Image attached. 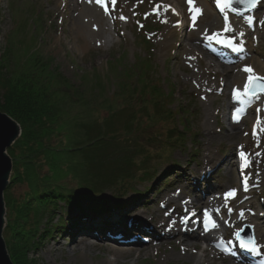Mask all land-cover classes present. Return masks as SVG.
<instances>
[{
	"label": "rangeland",
	"instance_id": "1",
	"mask_svg": "<svg viewBox=\"0 0 264 264\" xmlns=\"http://www.w3.org/2000/svg\"><path fill=\"white\" fill-rule=\"evenodd\" d=\"M107 1L106 7L101 5L103 21L95 22L90 27L81 19L75 23L71 22L70 19L75 17L74 8L70 7L71 2L0 0V79L6 83L7 92L14 90L18 94L23 93L20 99L30 101L35 117L50 120L51 131L44 145L54 149L51 157L46 158L42 155L36 158L37 168L29 171H24L23 167L19 169L22 180L20 181L18 177L17 180L10 181L6 187L5 224L2 237L13 264H15L14 260H18L19 264H23V261L26 264H75L74 259L80 252L73 251L72 243L82 242V238L78 237L79 235L76 236L74 229L79 223H83V228H80L83 231L89 230L102 236L106 235L107 229L111 227L130 239L131 235L126 230V226H124L125 229L118 226V222L123 221V218L117 219L112 225L104 221H94L103 219L107 216L106 214L116 211L119 205L127 201L147 197L149 201L146 204H150L148 211L139 208L133 212L132 217L141 218L146 224L153 225L150 214L153 216L155 214L152 212L162 210L165 215L169 214L167 210H164L168 196L184 193L187 195L186 200L191 202L194 199V196L190 194L195 186L192 180L197 179L196 176L204 171L207 172V177H210L211 185L220 186L218 191L220 195L235 194V192L238 194L231 197L233 204L252 202L254 205L246 207L245 214L248 216L259 214L264 228V129L261 132L260 129H255V125L261 127L259 121L254 122V118L249 117L240 126L238 139L232 142L212 143L209 149L208 139L202 126L203 114L206 108L209 109L212 116L211 127L216 130L222 126L228 133V124L223 123L219 117L217 122L214 118L216 108L220 107L225 111L226 104L220 97H216L211 98L215 100L212 104L207 101L204 105L196 87L189 79L192 75V67L184 64L185 54L182 53L181 59H177L185 42L186 32L180 26L183 22L187 23L186 31L190 32L195 28L193 21L199 18L201 24H205L208 14L206 21L217 23V29H220L224 17H229L232 22H236L238 19L242 20V16L233 15L228 11L224 17L218 18L214 14L211 0H169L173 3L171 7L176 11L169 29V27L166 28L163 12L160 9L162 0ZM164 9L167 7L164 6ZM254 10L260 16L256 24L259 29L249 32L248 44H245V47H250L252 52L247 56L248 61L243 67L258 66L259 68L264 66V62L260 59L264 57L262 43L264 0H261ZM243 27L246 28L244 23ZM237 29L243 31L241 27ZM163 34L168 37V46L161 50ZM9 46L12 47L10 50H8ZM31 52L40 53L41 61L34 67L30 66L31 68H25L26 63L22 67L21 59L23 57L27 59ZM253 57H256L258 62H251ZM143 58L149 59L158 87L164 92L171 89L174 91V96L168 100L169 103H166L168 108L174 112L181 109L182 120L175 123L178 129L174 130V138L171 142L165 139L166 131L168 128L175 127L159 119L152 122L148 120L141 111L149 110L148 112L151 113V105L139 102L141 98L130 99L128 90L123 86L126 82L135 85L134 80H127L124 75H127L128 69L132 68L135 62ZM47 59L49 63L45 64ZM193 63L196 70L199 63L204 65L203 60L199 63L194 60ZM185 66H187L186 69ZM139 67L144 68L142 65ZM115 69L119 70V77ZM256 74L262 81L256 82L253 88L250 86L251 82L245 91L246 95L248 91L255 92L264 87V71L259 69V73ZM214 81L213 79L212 82ZM217 87H220V82ZM235 87H237L236 83L232 82L230 89L233 90ZM228 89L227 93L230 91ZM259 96L264 98V94ZM10 98L13 97L10 96ZM258 104L256 112L263 113L264 102ZM127 105L129 106L126 107ZM145 105L146 107L140 111L141 106ZM123 108L127 111L135 110L139 120L133 128L136 132L133 135L123 131L121 121L116 126L117 142L119 145H130L131 139L137 140L145 150V168L154 171L153 174H149L144 182L127 181L126 185L130 187L123 194L125 197L118 199L119 201L114 199V194H117L114 190L117 188L116 185L105 188L104 201L111 205L105 209L95 208L93 205L95 203L90 206L84 204L67 216L66 205L62 204L64 201L58 200L62 205L60 207L58 205L54 212L42 207L41 200L37 199L38 195H33L36 189L40 193L56 190L60 193L73 194L75 190L81 188L80 186L85 185L86 188L89 185L81 176L83 156L57 151L72 148L76 143L81 142L84 139V124L94 122L92 120L102 123L111 113ZM160 112L163 111L160 109ZM32 117V114H27L23 118L28 120L25 122L28 129H30L28 125H31L29 121ZM185 119L187 126L183 122ZM18 126L21 137L22 128L19 124ZM178 133L182 134L181 138ZM239 145L241 149H237V153H234L237 169H246V173L251 176L249 186L244 192L240 188L238 171L229 163L222 161ZM165 148L166 151H164ZM111 150L108 149V151ZM207 150H211L210 158H205ZM245 159H248V166L243 168L241 162ZM230 170L233 174L231 178H228ZM198 183L200 187L206 186L205 181L199 180ZM56 195L59 194L56 193ZM56 202L55 205H57ZM224 208L229 210L232 217L233 205L225 204ZM82 210H84L83 214H81ZM168 210H170L169 207ZM202 217L204 216L198 217L201 224H203ZM179 219L186 221L187 215L183 214ZM194 219L196 218L193 217V221ZM61 224L65 226L62 231L58 228ZM243 226H249L253 232L251 223H239L229 228L227 234H230V237L224 242L237 244L235 234ZM148 239L145 237L142 242L145 245L137 247L130 255H119L120 263L191 264L190 261H185L178 245H174L173 236L162 239L161 243L156 242L154 246L149 245ZM130 241L133 242L131 239ZM224 242L218 241L216 252L219 253V259L217 261L205 260L201 264H231V259L221 251L220 243ZM56 243L59 248L55 250ZM94 243L101 242L94 241ZM197 243L200 247L204 246L201 240H197ZM109 247L114 248L115 245L110 243ZM145 248H150L147 250V255L145 252H139ZM256 248L259 249L258 253L254 255L253 251L246 252L247 258L252 255L250 256L252 258L264 259V245L257 244L254 249ZM17 249L20 251L18 254L15 252ZM128 250L122 249L123 252ZM165 254H172V256L166 260L163 258ZM101 256L110 257L102 248L93 245L86 250V260L91 264H95Z\"/></svg>",
	"mask_w": 264,
	"mask_h": 264
},
{
	"label": "bare ground",
	"instance_id": "2",
	"mask_svg": "<svg viewBox=\"0 0 264 264\" xmlns=\"http://www.w3.org/2000/svg\"><path fill=\"white\" fill-rule=\"evenodd\" d=\"M62 1L71 2L70 7H73L75 10V17L70 19L71 22L75 23L81 19L91 27L95 22L101 23L103 21V11L98 0ZM171 4L173 3L169 0H162L160 3V9L163 12L162 14L165 20L164 23L166 24V28L169 27V29L171 26V21L176 15V11L173 7H171ZM164 6L167 7V9H164ZM256 17L259 19V14ZM207 19L208 14L206 15L205 24H201L199 18L193 21L195 28L192 26L194 28L193 31H186L185 42L182 44L183 46L177 56V59H181L182 53L183 55L185 54L184 57L182 56L184 64L192 67V75L189 77V79H191V82L196 87L200 99L204 105L207 101L212 104L215 100L211 98L216 97H220L223 103L226 104L225 111L224 109L221 110L220 107L216 108L214 118H216V122L217 118L219 117L223 123L228 124V133L225 132L222 126L216 130L211 127L212 116L209 109L206 108L203 114L202 126L204 134L208 139L207 145L209 146V149H211L210 146L212 143H222L224 141L232 142L236 138L238 139V132L241 131L240 126L249 117L254 118V122L259 121L261 127L258 126V130L260 129V132L263 131L264 112H256V109L259 107L258 103L262 101L264 102V98L260 96H256L254 98L251 96H246L243 91L250 82L251 78L257 76L256 73H259V69L264 71V66H259V68H257L258 66H253L254 69L252 70V73H246L250 68L249 66L243 67L245 62L248 61L244 59L246 54L244 55V58H240L238 53L232 54L221 46L216 45L211 40L207 39V34H212V32L218 27L217 23H214L213 21H206ZM187 22H189V19H187ZM186 24L187 23H184L183 25L185 29H187ZM241 25L243 24L241 23ZM234 27L235 25L230 22L229 24H226L223 29L228 30L230 33L235 35L237 34L238 36V30H236ZM239 35L240 37L247 39L249 34L246 33V35H243L240 32ZM167 41L168 37H166V34H163L161 37V50L167 48ZM212 50L213 52H216L219 57L211 55L208 52L210 51L212 53ZM244 52L248 55L249 49L245 50ZM260 59L262 62H264V57H261ZM194 60L197 63L203 60L204 65H200L199 63L196 70L194 69ZM251 62L255 63L258 62V60L256 57H253L251 58ZM187 66H185V69ZM213 79L215 80L214 83L212 82ZM219 82L220 87H217ZM232 82L236 83L237 85V87H235V92L230 89ZM228 88L230 91L227 93ZM242 111H245L244 114H242ZM234 114L240 115L238 120L234 118ZM237 149H241L240 145L238 148L234 149V152L231 151L227 158L222 159V161L229 163V165L234 168L237 166L236 155H234V153H237ZM211 155V150H207L205 158H210ZM242 162L246 161L243 160ZM206 173L207 172L205 171L203 173L200 172L196 176L197 179L192 180L195 186L194 189L190 191V194L194 196V199L191 202L186 200L187 195L184 193H181L178 196H168L164 210H167L169 214L165 215V212L162 210H159V212H152L155 214V216L150 214L153 225L146 224L145 222H141L136 219H133L132 221L130 220L133 212L139 208H144L148 211L150 204H146V202L149 201L147 197L145 199L127 201L124 204L119 205L116 208V211L114 210L113 212L106 214L107 216L103 217V219L101 218L94 221H105L106 223L112 225V223H114V221L117 219H126V224H128L127 230L130 232V239L133 242H131L130 239L125 238L118 230L114 228L112 229L109 227L107 229L106 235L99 236L97 233L95 234L89 230L83 231L80 229L83 228V223H79V225L75 226L74 228L75 233H77L76 236L84 235V239L81 240L82 242L80 244L72 243L73 251L80 252L78 257L74 259L75 264H91V262L86 260V250L92 245L97 248L99 247L100 249L102 248L105 253L110 255L109 258L101 256V259L97 260L95 264H123L119 261V255L121 256L126 254L125 256H128L134 252V249L137 247L145 245L142 243L145 237L150 239L149 245L154 246L156 242H160L162 239L169 236H173V238H175L173 240L175 243L174 245H178L179 250L184 255L183 257L186 262L187 260L190 261L191 264H201L205 260L209 262H215L219 259V253L216 252L217 238L221 240L227 238V231L230 226L234 227L237 224L244 222L252 224L257 241L264 245V228L262 227L261 223L262 218L259 214H255L253 216H248L245 214L246 207L253 206L254 204L252 202L247 204H242V202L233 204V202H231L233 199L230 196L225 194L220 195L218 192L220 190V186L215 187L214 185L210 184V177H207ZM232 174L233 172L230 170L228 172V178H231ZM257 177L259 178V175H257ZM243 179L248 182L250 181V176L244 172ZM199 180L205 181L206 186L200 187L198 183ZM216 194L219 195L216 196ZM236 196H238V194ZM225 204L233 205V212L231 213L232 217H230V212H228L229 210L224 208ZM168 207L170 210H168ZM183 214L188 216L187 221L179 219V217H181ZM202 215L204 216V223H210V221L213 222V229L208 230L209 232L204 231L205 224L199 223V225L195 221L196 219L198 220V217ZM193 217L197 218L193 221ZM211 230H213L214 233ZM58 232L61 233V231ZM65 232L66 231H64V233ZM197 240H201L202 243H204V246L200 247L197 243ZM94 241L101 243H94ZM110 243L114 244L116 248L109 247ZM58 248L59 245L57 243L54 244V249L56 250ZM150 248H145L139 252H145V255H147V250ZM122 249L129 250L123 252ZM253 252L255 255L258 252V249H255ZM242 253L246 254L245 251H242ZM243 254H241L240 259L245 261L246 256ZM171 256L172 254H165L163 258L168 260ZM250 256L252 255H249V257ZM124 264H126V262H124ZM231 264H240V262L236 263L232 261Z\"/></svg>",
	"mask_w": 264,
	"mask_h": 264
},
{
	"label": "trees",
	"instance_id": "3",
	"mask_svg": "<svg viewBox=\"0 0 264 264\" xmlns=\"http://www.w3.org/2000/svg\"><path fill=\"white\" fill-rule=\"evenodd\" d=\"M8 48V50H10L12 47L9 46ZM34 53L35 52H31L27 59H24L26 57H23L20 65L24 67V63H26L25 68H31L30 66L34 67L40 62V53ZM47 63H49V59L45 60V64ZM135 63L136 64L132 68L128 69L127 75H124L127 80H134L135 85H130V83L128 84L126 82L123 86L128 90L127 93L130 94V99L141 98V101L139 102L151 105V113L148 112L149 110L141 111L146 105L141 106L140 109L141 113L143 115L145 114L144 116L148 118V120L152 122L159 119L168 122L175 127L171 129L169 128L166 131V139H170L171 142L174 138V130L178 129L175 123H177V121L180 122V119L182 120V116L180 115L181 109L174 112L168 108L166 104L169 103L168 100L174 96V91L171 89L168 92H164L162 88L158 87L153 72L151 71L149 59L143 58ZM140 65L144 68L141 69L139 67ZM115 73L119 77L120 72L118 69H115ZM7 89L8 87L6 86V83L0 79V111L8 114L22 128L21 137L7 150L8 155L13 159V171L11 175V182H13L17 180L18 177L20 178V181L22 180L19 169L21 170L23 167L24 171H29L37 168L36 158L42 155L49 158L51 157L50 155L53 154L54 149L51 147H45L44 145V141L48 138L49 132L51 131L50 120H43V117H39L40 119L35 117V113L31 110L32 105L29 103L30 101L21 100V95L23 93L18 94L14 90L7 92ZM10 96L13 98H10ZM13 106H15L16 109ZM128 106L129 105L126 107ZM124 108L122 110H124ZM160 109L163 112H160ZM120 110L121 109L111 113L102 123H97L96 120H92L94 122L84 124V139L81 142L76 143L72 148L63 151L56 150L59 153L67 152L69 154H80L83 156L84 163L81 165L83 169H80L81 176L85 178V182L88 183L92 189H96V187L98 188L100 185H112L120 180H122L120 182L127 179L133 180V168H137L146 161L144 147H141L137 140L131 139V141H129L130 145H119L117 142L116 126L122 121L123 131L126 132V134L133 135L136 133L133 128L139 120L138 113L135 110ZM27 114L33 115L32 119L29 121L31 125H28L30 129H28L25 124L28 120L23 119ZM184 115H186V113ZM186 119L183 120L185 126L187 124ZM181 137L182 134H179V138ZM108 149L112 150L108 151ZM88 189L90 190V188ZM37 190L38 189L33 192V195H38L37 199L41 200L42 206L48 201L54 203L55 200H61L65 202L69 209H71L76 206L79 201V199L73 194L60 193L56 190H51V192L41 191L40 193ZM82 191H84V193L87 192L85 190ZM56 193L59 195H56ZM28 201L29 200H27V202ZM22 241L24 240L22 239ZM15 252L18 254L20 251L17 249ZM20 257L17 258L19 259ZM23 262L25 263V261ZM14 263L19 264L18 260H14Z\"/></svg>",
	"mask_w": 264,
	"mask_h": 264
},
{
	"label": "water",
	"instance_id": "4",
	"mask_svg": "<svg viewBox=\"0 0 264 264\" xmlns=\"http://www.w3.org/2000/svg\"><path fill=\"white\" fill-rule=\"evenodd\" d=\"M257 0H246V3L254 4ZM20 137V128L7 114L0 111V264H13L6 250L2 238V230L5 224V207L3 192L5 191L12 170V160L6 154V150ZM90 194V193H88ZM105 194L96 195V198H105Z\"/></svg>",
	"mask_w": 264,
	"mask_h": 264
}]
</instances>
